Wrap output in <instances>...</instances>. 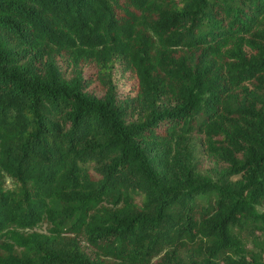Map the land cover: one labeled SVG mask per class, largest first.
<instances>
[{"label":"trees","instance_id":"trees-1","mask_svg":"<svg viewBox=\"0 0 264 264\" xmlns=\"http://www.w3.org/2000/svg\"><path fill=\"white\" fill-rule=\"evenodd\" d=\"M0 264H264V0H0Z\"/></svg>","mask_w":264,"mask_h":264},{"label":"rangeland","instance_id":"rangeland-1","mask_svg":"<svg viewBox=\"0 0 264 264\" xmlns=\"http://www.w3.org/2000/svg\"><path fill=\"white\" fill-rule=\"evenodd\" d=\"M118 72H120V70H118ZM118 82L123 83L121 76L118 77ZM199 158H200L201 168L204 170L207 169L209 172H212L214 169H217L221 165L218 162H216L214 159L207 157L206 155H204L202 153H199ZM5 185L7 187L11 186V183H10L8 178L5 179ZM45 228H46V224L41 223L38 226L34 227L33 229L37 230V231H45Z\"/></svg>","mask_w":264,"mask_h":264}]
</instances>
